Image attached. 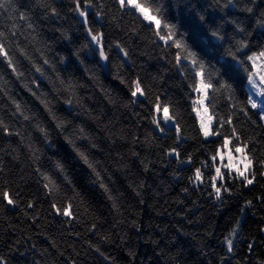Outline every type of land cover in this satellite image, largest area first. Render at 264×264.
I'll return each mask as SVG.
<instances>
[{"label":"trees","instance_id":"1","mask_svg":"<svg viewBox=\"0 0 264 264\" xmlns=\"http://www.w3.org/2000/svg\"><path fill=\"white\" fill-rule=\"evenodd\" d=\"M164 2L168 20L206 65L221 73L223 65H234L227 50L237 40L246 38L251 50L264 47V27L258 23L264 0H235V7H224L225 0ZM11 7L17 11L0 9V30L8 31L15 23L17 39L31 60L17 54L23 72L17 78L0 58V119L12 133L0 129V190L8 188L16 201L13 206L0 199L2 264H263L264 168L254 164L256 178L248 186L226 177L228 191L222 189L221 200L215 198L208 187L215 175L211 155L222 139L206 140L200 133L191 105L196 94L189 87L191 77L186 79L175 65L176 49H165L150 26L122 10L116 0H92L88 25L73 0H13ZM248 7L252 13L244 10ZM19 12L28 19L19 20ZM237 23L246 33L235 30ZM87 27L103 33L109 57L105 68ZM217 29L223 40L211 35ZM116 43L127 50L126 59ZM33 62L44 75L35 71ZM234 70L235 77L223 79L243 106L246 74ZM137 77L148 98L131 97L127 84L121 83ZM61 81L75 85L78 104L65 103L68 93ZM157 94L172 106L170 114L182 130L179 139L174 125L161 133L151 123L150 100ZM13 101L30 120L16 112ZM42 101L50 102L56 120ZM212 102L219 115L234 113L238 134L255 149L256 159H264V125L258 115L250 111L249 119L239 108L232 109L227 92L217 93ZM59 121L62 128L56 126ZM173 148L179 159L167 154ZM196 168L204 180L198 186L191 179ZM42 174L51 176L59 191L49 195ZM69 199V217L51 206L61 207ZM237 224L229 252L226 237Z\"/></svg>","mask_w":264,"mask_h":264},{"label":"snow or ice","instance_id":"2","mask_svg":"<svg viewBox=\"0 0 264 264\" xmlns=\"http://www.w3.org/2000/svg\"><path fill=\"white\" fill-rule=\"evenodd\" d=\"M13 0H0V9L4 11L16 12V9L11 7ZM220 3V0H216ZM75 4V11L78 12L80 17H83V23L88 25V9L92 7V0H84L83 8L81 7V0H73ZM119 7L123 9L130 10L129 14L135 16L137 19L141 20L150 26L149 30L152 31L157 38V41L163 42V47L165 49L175 48L176 51L173 53L175 65L180 72L185 74V78L191 77V92L195 93V98L191 100L192 111L196 115V119L199 123L200 133L207 140L210 137H220L222 142L219 143V147L216 149L214 154L211 155V160L213 162V167L215 168V175L210 177L208 187H210L217 200H221L222 189L227 192L228 189L224 187L225 178L240 180L245 186L252 185L256 178V171L254 170V164H259L261 168H264V159H256L254 157L255 149L249 148V141L242 140L241 136L237 132V128L233 123L234 113L230 112L227 116H221L216 111V105L212 102L217 93L227 92L228 99L231 103L232 109L239 108V111L244 114V116L251 119L249 112L253 111L258 115L259 120L264 122V47L259 50H251L249 47V41L246 38H241L237 40L236 43L227 50V54L231 57L233 64L223 65L224 71L220 72L214 66L206 65L204 60L195 52L190 45L186 42L184 34L179 32L176 24L170 22L167 18V8L165 6L164 0H116ZM224 7L232 6L235 7V0H225ZM248 13H252L253 9L248 7L244 9ZM51 13L53 16L57 15L56 9L52 8ZM19 20H27L28 17L25 13L19 12ZM99 16L100 13L98 12ZM262 19L258 21L261 27H264V13L261 14ZM203 19V18H202ZM28 28L32 29L33 25L28 24ZM34 30V29H33ZM235 30L239 33H246V29L239 23L236 24ZM20 34V29L13 23L12 27L8 31L0 30V58L2 62L7 64V67L11 69L17 78L23 76V72L20 71L18 67V56L24 59L31 60L28 54V50L25 46H21L17 37ZM87 35L90 37V43L94 44L99 51L100 59L103 61H108L109 57L105 51L103 43V33L94 31L92 27H87ZM211 35L216 40H223L224 36L220 33L219 29L211 32ZM35 39V37H33ZM87 46V45H86ZM115 47L123 53L124 58L128 57L127 50L121 46V44L116 43ZM18 54V56H17ZM43 63L49 65L50 62L47 58H43ZM235 68L241 69L246 74V80L248 85V94L246 98L245 105H238L234 100V92L224 79V76L233 78L236 76ZM33 67L35 71L44 75V69L33 62ZM209 67L212 68L209 71ZM64 91L68 93L65 103L72 106L74 101L78 104L79 100L76 97L75 85L71 81L64 82ZM121 83L127 84L131 97H144L148 98L149 93L142 84V81L137 77L130 83L125 80H121ZM35 95V93H34ZM44 107L48 110L52 118L56 120L55 114L52 112L50 107V102L42 101ZM133 103L139 102L137 99H133ZM16 112L19 113L24 120L28 121L31 119L30 116L26 115L21 108L19 103H15ZM151 109V123L156 129H159L161 133L165 131V126H175L177 138L179 139L181 135V127L176 120L174 113L170 114L171 105L167 102H162L160 95L157 94L154 100H150ZM255 123V121H253ZM57 128L63 127V122H57ZM226 128H230L229 131H224ZM0 129L11 135V131L4 124L3 120L0 119ZM40 131L47 136L46 131L40 128ZM83 132V129H81ZM18 134V133H17ZM71 143V141H69ZM85 163L89 165L90 168H95L89 162L87 155L83 152L78 153ZM169 156L175 155L177 159L180 158V153L175 149H170L167 153ZM219 158V166H217V160ZM227 159V163H224ZM186 162H191V157H188ZM203 167L208 165L204 163ZM57 168L63 172V168L58 164ZM224 169L225 171H222ZM39 172V168H37ZM99 178V172L96 173ZM264 175V172H261ZM43 179L47 181L44 184L45 189H48V194L51 195L53 190L59 191V186L56 181L47 174H42ZM194 184L197 186L204 182L203 174L201 168L195 169L194 177L191 178ZM219 182V183H218ZM101 187H107L101 182ZM112 199L111 196H109ZM0 199L6 201L9 205L15 206L16 201L8 188L0 190ZM251 201L247 202V206H251ZM32 205L29 204V207ZM56 209L58 214L69 217L72 215L70 209H72L73 204L69 199L67 202L58 207L56 203L51 205ZM239 225L232 230L229 237H226L227 249L229 252L233 250V238L238 231ZM251 245H249V251H251ZM99 251V249H97ZM103 255V253H101ZM2 264V260H0Z\"/></svg>","mask_w":264,"mask_h":264},{"label":"water","instance_id":"3","mask_svg":"<svg viewBox=\"0 0 264 264\" xmlns=\"http://www.w3.org/2000/svg\"><path fill=\"white\" fill-rule=\"evenodd\" d=\"M99 60H100V64H101V66L105 68L106 65H107V61H103V60H101L100 58H99ZM262 236H263V239H264V227H263V229H262ZM263 264H264V262H263Z\"/></svg>","mask_w":264,"mask_h":264},{"label":"rangeland","instance_id":"4","mask_svg":"<svg viewBox=\"0 0 264 264\" xmlns=\"http://www.w3.org/2000/svg\"><path fill=\"white\" fill-rule=\"evenodd\" d=\"M247 88H248V85H247ZM263 125H264V122H263ZM218 160H219V158H218ZM219 163H220V161H219ZM224 163H227V159H225Z\"/></svg>","mask_w":264,"mask_h":264}]
</instances>
